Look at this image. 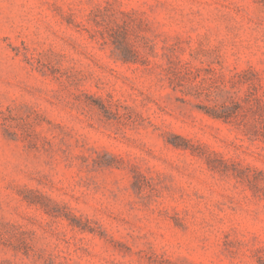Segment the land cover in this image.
Here are the masks:
<instances>
[{
  "label": "rangeland",
  "instance_id": "374dc122",
  "mask_svg": "<svg viewBox=\"0 0 264 264\" xmlns=\"http://www.w3.org/2000/svg\"><path fill=\"white\" fill-rule=\"evenodd\" d=\"M0 264H264V0H0Z\"/></svg>",
  "mask_w": 264,
  "mask_h": 264
}]
</instances>
